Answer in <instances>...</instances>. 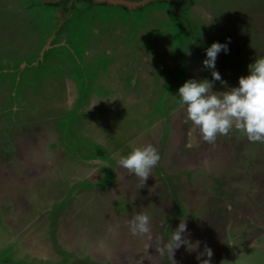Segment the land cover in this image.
I'll return each mask as SVG.
<instances>
[{"label": "rangeland", "instance_id": "1", "mask_svg": "<svg viewBox=\"0 0 264 264\" xmlns=\"http://www.w3.org/2000/svg\"><path fill=\"white\" fill-rule=\"evenodd\" d=\"M68 2L0 0V264H198L205 243L212 264H264V142L208 143L172 96L212 79L213 41L228 86L264 56V0ZM145 143L160 159L141 185L117 161ZM179 219L196 247L171 260Z\"/></svg>", "mask_w": 264, "mask_h": 264}, {"label": "clouds", "instance_id": "2", "mask_svg": "<svg viewBox=\"0 0 264 264\" xmlns=\"http://www.w3.org/2000/svg\"><path fill=\"white\" fill-rule=\"evenodd\" d=\"M228 51L226 42L213 41L204 48L201 65L211 70V80L207 78H188L184 80L172 95L183 107L185 118L199 130L201 138L211 143L217 134H226L235 128L241 131L249 141L264 142V56L255 57L247 64V73L237 77L234 86L226 85L215 70L216 56ZM224 85L223 90H213V82ZM160 155L151 143L133 146L120 155L117 163L141 181L149 176L151 169L157 165ZM150 217L145 212H136L127 221L129 232L141 235L149 231ZM189 231L184 219H179L174 229L169 230L166 241L158 248L163 255L171 259L174 249L182 245L194 249L190 242ZM201 256L204 259H201ZM212 250L205 243L202 251L197 252L198 264H212ZM172 260V259H171Z\"/></svg>", "mask_w": 264, "mask_h": 264}, {"label": "flooded vegetation", "instance_id": "3", "mask_svg": "<svg viewBox=\"0 0 264 264\" xmlns=\"http://www.w3.org/2000/svg\"><path fill=\"white\" fill-rule=\"evenodd\" d=\"M56 1H58V3H61L62 5H66L67 3H65V2H68V0H56ZM70 1V0H69ZM77 2V4H80V6H81V4L82 3H84L85 4V2H87V0H73V2ZM108 1V0H107ZM138 1V0H137ZM137 1H135V2H137ZM139 1H142V0H139ZM73 2H68L69 4H71V6H72V4H73ZM110 2V1H109ZM113 3V2H112ZM116 3V2H115ZM117 3H122V2H117ZM70 6V5H69ZM75 6V5H74ZM88 7H90V5H88ZM62 18L61 19H58L59 20V22L61 23V20H64L63 18H65V16H64V14L62 13ZM59 23V24H60ZM49 39H50V37H49Z\"/></svg>", "mask_w": 264, "mask_h": 264}, {"label": "water", "instance_id": "4", "mask_svg": "<svg viewBox=\"0 0 264 264\" xmlns=\"http://www.w3.org/2000/svg\"><path fill=\"white\" fill-rule=\"evenodd\" d=\"M110 2H113V3H117V2H122V3H126V4H132V3H135V1H127V0H108ZM143 1V0H142ZM49 42V39H47V43Z\"/></svg>", "mask_w": 264, "mask_h": 264}, {"label": "crops", "instance_id": "5", "mask_svg": "<svg viewBox=\"0 0 264 264\" xmlns=\"http://www.w3.org/2000/svg\"><path fill=\"white\" fill-rule=\"evenodd\" d=\"M79 18H80V17H79ZM79 18H78V19H79ZM53 35H54V31L52 32L51 36H53ZM48 39H49V38H48Z\"/></svg>", "mask_w": 264, "mask_h": 264}]
</instances>
